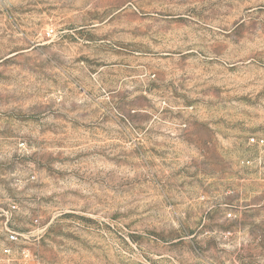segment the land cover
Returning a JSON list of instances; mask_svg holds the SVG:
<instances>
[{
	"label": "rangeland",
	"instance_id": "rangeland-1",
	"mask_svg": "<svg viewBox=\"0 0 264 264\" xmlns=\"http://www.w3.org/2000/svg\"><path fill=\"white\" fill-rule=\"evenodd\" d=\"M252 137L264 0H0V264H264Z\"/></svg>",
	"mask_w": 264,
	"mask_h": 264
},
{
	"label": "built area",
	"instance_id": "built-area-1",
	"mask_svg": "<svg viewBox=\"0 0 264 264\" xmlns=\"http://www.w3.org/2000/svg\"><path fill=\"white\" fill-rule=\"evenodd\" d=\"M53 32L54 31L51 30L50 34H53ZM249 144L264 149V138H262V137H252V138L249 139ZM16 209H17V206L16 205H13L12 206V210H16ZM35 222L38 223V220L35 221ZM17 241H18V235H17V233L16 232H12V231L9 232L8 242L10 244H13V243H16ZM4 253L7 254V255L12 254V248L10 246H7L5 248V250H4Z\"/></svg>",
	"mask_w": 264,
	"mask_h": 264
}]
</instances>
